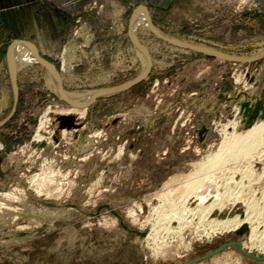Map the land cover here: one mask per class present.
I'll use <instances>...</instances> for the list:
<instances>
[{
	"label": "rangeland",
	"instance_id": "rangeland-1",
	"mask_svg": "<svg viewBox=\"0 0 264 264\" xmlns=\"http://www.w3.org/2000/svg\"><path fill=\"white\" fill-rule=\"evenodd\" d=\"M137 11L167 38L137 31L145 72ZM23 43L65 93L96 96L60 99L37 64L14 92ZM261 123L264 0H0V264H264V133L189 188Z\"/></svg>",
	"mask_w": 264,
	"mask_h": 264
},
{
	"label": "bare ground",
	"instance_id": "bare-ground-1",
	"mask_svg": "<svg viewBox=\"0 0 264 264\" xmlns=\"http://www.w3.org/2000/svg\"><path fill=\"white\" fill-rule=\"evenodd\" d=\"M138 11H141V12H144L143 9L139 8ZM135 12L133 17H132V20L130 21V27H129V32H130V38H131V41H133V45H134V49L140 59V62L142 63V67H143V72H145L146 70H148V68L150 67V64H151V61L150 59L146 56L147 54L143 51V50H140V48H138L137 46L138 43H137V31L139 29H143L145 30L146 32H149V33H153L155 34L157 37H160L162 38L163 40L167 41V38L164 37L160 32L159 30H157L155 27L152 28V25L149 21V19L146 17V15L144 16L143 14H141V12ZM145 13V12H144ZM147 19V20H146ZM168 41H170L168 39ZM171 42V41H170ZM173 43V42H172ZM24 44V43H23ZM22 44V45H23ZM25 46L29 47V48H24L22 46H13L11 47V49L9 50L8 52V56H7V62L9 64V70H10V74H11V78H12V81H13V87H14V92L16 90V83L14 81V79L17 77V74L22 71L23 69L27 68V67H32L34 64H37V65H40V66H45V68H47V86L51 88V90L53 92H55L57 94V96L60 98V99H66L68 100L69 102L73 103H77V102H84L86 101V99L92 97V96H96V95H92V96H89V95H85V94H82L83 96H79L77 97V95L74 94H71V93H65L63 91V89H61V87L59 86V84L57 85V82L56 80H58V76L54 70V68H52L51 66L47 65L44 60L39 57L37 55V53L35 52V50L33 49V47H31L30 45L28 44H24ZM32 53H30V52ZM68 51V50H67ZM28 57H32L33 59H28ZM71 60V59H70ZM71 62L68 61L67 63L64 64V68L67 69V70H70L71 69ZM95 94V93H94ZM89 100V99H88ZM234 124V123H233ZM237 126V125H236ZM234 132V131H233ZM264 133V124H260L259 126H256L254 127L252 130H250L249 132H247L246 134H244V136H239V137H236L234 139H232L231 141H229L226 145L223 146V149L219 152L213 160L211 161H208L207 164L201 166L197 172L196 170V174H193L191 176V185L189 186L190 188V194L192 195L196 190H198L202 184V180L201 179L203 177V175H207V173L209 172H212V169L218 165H220L221 163H223V160L224 158H229V157H235V158H240V159H244L246 158L247 156H249V154L251 153L250 151L253 150V148H255L257 146H259V142L261 140L258 141L257 139V136L261 135ZM234 135V134H233ZM232 135V136H233ZM234 137V136H233ZM261 143H263L261 141ZM264 145V144H263ZM256 149V148H255ZM251 157V156H250ZM231 159V158H230ZM236 161V160H235ZM233 171V170H232ZM251 171V170H250ZM232 174V173H231ZM247 176V175H246ZM199 177V178H198ZM247 179V178H246ZM261 179V178H260ZM188 180V179H187ZM239 181V180H238ZM214 182V181H213ZM228 184V183H227ZM241 184V183H240ZM187 185V184H186ZM224 185V184H223ZM241 186V185H240ZM243 187V186H242ZM248 187V186H247ZM228 188V187H227ZM230 189V188H229ZM225 192L227 190H224ZM189 192V191H188ZM224 192V194H226ZM261 193V192H260ZM184 194V193H183ZM263 194V193H262ZM222 195V194H221ZM184 197V196H183ZM220 197V196H219ZM8 198V197H7ZM212 198V197H211ZM225 198V197H224ZM237 198V197H236ZM264 198V197H263ZM196 199V198H195ZM200 199H203V198H200ZM217 198L215 197L214 200H216ZM221 199V198H220ZM229 199V198H228ZM7 200V199H5ZM213 200V201H214ZM200 201V200H199ZM211 201V202H213ZM221 201V200H220ZM217 200V202H220ZM5 202V201H4ZM166 202V201H165ZM185 202V201H184ZM215 202V204L217 203ZM251 202V201H250ZM205 203V202H204ZM229 203V202H228ZM243 203V202H241ZM199 204V203H198ZM203 204V203H202ZM208 207L209 205V202L207 203ZM213 204V203H212ZM211 205L209 208L210 209H213L215 208L217 205ZM238 204V203H237ZM236 204V206H237ZM200 205V204H199ZM219 205V204H218ZM232 205V204H231ZM247 205V204H246ZM197 206V205H196ZM201 206V205H200ZM203 206V205H202ZM228 207H230L229 205H226ZM194 208V207H193ZM199 208V207H198ZM200 208H203V207H200ZM199 208V209H200ZM207 208V207H206ZM224 208V207H223ZM233 208V207H232ZM237 208V207H236ZM262 207H260V203H257V202H251L247 205V211H251L253 214H256L258 215L260 213V211H262L261 209ZM218 209V208H217ZM235 209V208H234ZM233 209V210H234ZM261 209V210H260ZM198 210V209H197ZM215 210V209H214ZM223 210V209H222ZM228 210V209H227ZM238 210V208H237ZM2 211V210H1ZM190 211V210H189ZM195 211V210H194ZM201 211V209H200ZM204 211V209H203ZM208 211V210H207ZM207 211H205L207 214ZM217 211H220L221 210H217ZM224 211L226 210H223V213L224 214ZM212 212V211H211ZM216 212V211H215ZM227 212V211H226ZM229 212H231V210L229 209ZM228 212V214H229ZM199 213V212H197ZM204 213V212H203ZM196 214V213H194ZM200 214V213H199ZM204 214V216H205ZM226 214V213H225ZM211 214H209V217H210ZM261 215V213H260ZM264 215V214H263ZM182 216V215H181ZM207 216V215H206ZM205 216V217H206ZM220 216V214L218 215ZM217 216V217H218ZM237 216V215H236ZM202 217V216H201ZM205 217H202V218H205ZM178 218V217H177ZM189 218V217H188ZM200 218V217H199ZM226 218V216H225ZM229 218V217H227ZM259 218V217H258ZM170 219V218H169ZM208 219V217H207ZM211 219H214V218H211ZM231 219V218H230ZM206 220V219H205ZM216 220H220V218L216 219ZM214 220V221H216ZM229 220V219H228ZM199 221V219H198ZM212 221V220H210ZM209 221V222H210ZM221 221V220H220ZM224 221V220H222ZM238 221V220H237ZM236 220H232V221H229V222H223L222 223V226H223V229H230V228H233L235 227V225L233 224H236L237 223ZM179 222V221H177ZM201 222V221H200ZM254 222V221H253ZM239 223V222H238ZM249 223V222H248ZM259 223V222H258ZM257 224V223H256ZM183 225V224H182ZM192 225V224H191ZM210 225V224H209ZM237 225V224H236ZM207 226V225H206ZM213 226V225H212ZM215 227V226H214ZM179 228V226L177 227ZM180 229V228H179ZM252 231V230H251ZM254 231H252V236L250 238H254L255 236V232L253 233ZM249 242L251 240H248ZM243 242V241H242ZM264 251V250H263Z\"/></svg>",
	"mask_w": 264,
	"mask_h": 264
},
{
	"label": "water",
	"instance_id": "water-1",
	"mask_svg": "<svg viewBox=\"0 0 264 264\" xmlns=\"http://www.w3.org/2000/svg\"><path fill=\"white\" fill-rule=\"evenodd\" d=\"M152 28H153V26H152ZM64 101H66V102H69L68 100H66V99H63ZM15 103H16V96H15Z\"/></svg>",
	"mask_w": 264,
	"mask_h": 264
}]
</instances>
